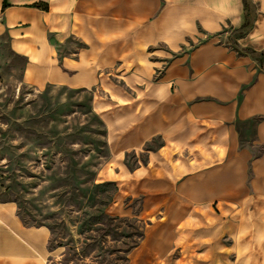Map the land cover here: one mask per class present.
<instances>
[{"label":"crops","instance_id":"0c3cea01","mask_svg":"<svg viewBox=\"0 0 264 264\" xmlns=\"http://www.w3.org/2000/svg\"><path fill=\"white\" fill-rule=\"evenodd\" d=\"M250 1L238 35L243 0H0V42L36 89L90 90L111 74L132 85L149 105L140 140L162 143L150 170L180 163L187 185L195 150L197 195L228 205L238 259L264 264V0ZM49 238L0 202V264H47Z\"/></svg>","mask_w":264,"mask_h":264},{"label":"rangeland","instance_id":"374dc122","mask_svg":"<svg viewBox=\"0 0 264 264\" xmlns=\"http://www.w3.org/2000/svg\"><path fill=\"white\" fill-rule=\"evenodd\" d=\"M24 65L1 41L0 202L49 230L47 264H247L228 205L197 195L195 150L187 185L180 163L150 170L162 143L140 140L149 105L132 85L36 89Z\"/></svg>","mask_w":264,"mask_h":264},{"label":"trees","instance_id":"16d2710c","mask_svg":"<svg viewBox=\"0 0 264 264\" xmlns=\"http://www.w3.org/2000/svg\"><path fill=\"white\" fill-rule=\"evenodd\" d=\"M244 5V25L237 31L238 35H243L251 30L254 20V6L250 0H243Z\"/></svg>","mask_w":264,"mask_h":264}]
</instances>
